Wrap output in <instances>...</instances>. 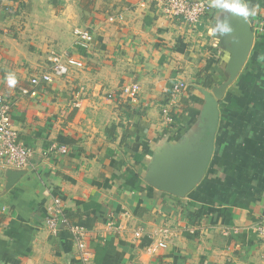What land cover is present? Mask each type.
Wrapping results in <instances>:
<instances>
[{"label": "crops", "instance_id": "1", "mask_svg": "<svg viewBox=\"0 0 264 264\" xmlns=\"http://www.w3.org/2000/svg\"><path fill=\"white\" fill-rule=\"evenodd\" d=\"M244 2L257 8L248 18L252 48L217 99L205 174L179 197L152 183L149 168L159 151L209 134L206 97L230 78L232 37L217 42L207 30L225 14L213 8L191 25L149 0H93L87 13L81 0H0V92L34 152L22 168L0 160V264H83L69 232L61 227L56 236L46 226L54 197L88 230L89 264H264V240L253 230L264 218V0ZM119 14L123 21L110 22ZM77 27L91 31L92 44L75 46ZM52 51L84 66L34 87ZM178 82L186 88L175 122L166 124L162 109ZM132 83L137 102L120 94ZM162 228L171 232L167 247L151 254L150 236Z\"/></svg>", "mask_w": 264, "mask_h": 264}, {"label": "built area", "instance_id": "2", "mask_svg": "<svg viewBox=\"0 0 264 264\" xmlns=\"http://www.w3.org/2000/svg\"><path fill=\"white\" fill-rule=\"evenodd\" d=\"M149 2L163 10L168 16L178 17L191 25H197L202 18L212 12L213 8L209 6V0H149ZM110 22L123 21L124 16L119 14L115 17H110ZM75 46H89L94 40V36L88 28L77 27L74 29ZM50 64L49 71L44 72L41 76L33 77L31 84L34 87L40 83H52L56 78H62L69 75L72 67L81 68L84 66L83 62L78 61L68 52L58 53L52 51L48 57ZM186 88V83L178 82L172 88V91L167 99L165 107L162 109L164 123L173 124L177 118V109H180L179 98ZM140 87L137 83L123 85L120 88V94L123 98L132 102H137ZM23 95L37 96L36 90L28 88L22 89ZM115 95L110 94L109 99H113ZM59 151L67 153V147L57 149L55 146L50 151ZM34 152L31 147H28L21 140L17 129L14 127L12 117V104L0 92V160L1 164L5 166H13L22 168L26 166L32 158ZM48 214L46 217V226L50 233L58 235L62 228H65L76 247V252L79 260L83 264H89L93 254L89 248L90 238L86 227L79 223L70 222L65 216V211L61 204L59 197H54L47 208ZM109 229L120 231L122 228L110 222L107 226ZM256 235L264 240V218L253 227ZM225 235H229L226 231ZM143 230L136 229L134 231V239H141L143 237ZM169 229L162 228L151 234L150 238L153 241L148 247V252L151 254L159 253L167 247L166 240L170 237Z\"/></svg>", "mask_w": 264, "mask_h": 264}, {"label": "water", "instance_id": "3", "mask_svg": "<svg viewBox=\"0 0 264 264\" xmlns=\"http://www.w3.org/2000/svg\"><path fill=\"white\" fill-rule=\"evenodd\" d=\"M234 31L229 45V80L216 88L214 95L206 97L202 121L209 120V134L206 140L195 145L187 141L183 145L171 146L168 150L156 153L149 168V180L162 190L184 197L202 180L213 153L214 134L218 123V101L227 87L236 79L243 68L252 44L254 31L247 19L238 15L229 16ZM202 128L203 125H200Z\"/></svg>", "mask_w": 264, "mask_h": 264}, {"label": "clouds", "instance_id": "4", "mask_svg": "<svg viewBox=\"0 0 264 264\" xmlns=\"http://www.w3.org/2000/svg\"><path fill=\"white\" fill-rule=\"evenodd\" d=\"M209 6L225 14L224 18L207 30V34L210 37L217 38V42H219L220 38L231 36L234 31L228 19L229 14L238 15L245 21L249 17L257 15V8L245 3L244 0H209ZM6 82L9 87H15L17 84L15 74L9 73L6 76Z\"/></svg>", "mask_w": 264, "mask_h": 264}, {"label": "trees", "instance_id": "5", "mask_svg": "<svg viewBox=\"0 0 264 264\" xmlns=\"http://www.w3.org/2000/svg\"><path fill=\"white\" fill-rule=\"evenodd\" d=\"M53 4L56 5V3L54 2ZM93 4V0H81L80 5L82 6V8L84 9V12L88 11V7L90 5ZM87 13V12H86ZM207 87H210V84H206ZM70 218V217H69ZM71 219V218H70Z\"/></svg>", "mask_w": 264, "mask_h": 264}]
</instances>
